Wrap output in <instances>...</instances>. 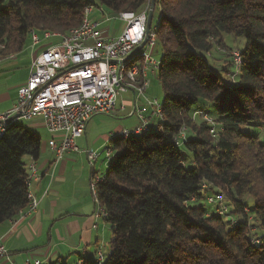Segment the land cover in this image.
<instances>
[{
  "label": "trees",
  "instance_id": "trees-1",
  "mask_svg": "<svg viewBox=\"0 0 264 264\" xmlns=\"http://www.w3.org/2000/svg\"><path fill=\"white\" fill-rule=\"evenodd\" d=\"M147 1L0 0V54L20 50L30 32H53L38 28L40 22L72 25L60 34L65 36L81 24L89 5L130 18ZM156 3L155 77L163 117L140 134L110 136L112 156L96 184L111 230L109 252L101 260L81 257L80 264H264V142L250 128L264 126V0ZM30 9L39 15H30ZM224 33L245 40L238 66L231 51L233 84L206 59L214 45L226 47ZM200 99L214 106L216 117L205 107L192 110ZM182 128L186 133L178 143ZM182 146L191 154L189 163ZM40 147V134L16 119L0 135V223L25 207L24 159L36 160ZM210 187L227 198L222 215L197 202ZM227 214L232 217L224 220Z\"/></svg>",
  "mask_w": 264,
  "mask_h": 264
},
{
  "label": "built area",
  "instance_id": "built-area-1",
  "mask_svg": "<svg viewBox=\"0 0 264 264\" xmlns=\"http://www.w3.org/2000/svg\"><path fill=\"white\" fill-rule=\"evenodd\" d=\"M95 8L100 16L91 20L89 15ZM149 9L150 3L147 1L146 10L139 11L137 19L127 20V14L107 13L102 6L89 5V12H83L88 14V24L81 30H76L69 38L54 42L56 37L53 35H36L30 32L32 47H38L43 42L46 45L34 51L28 78L18 88L16 102L11 111L0 113V122L15 114L23 119L39 116L51 135L47 144L57 159H62L67 153L78 152L80 149L76 141L83 135L88 121L94 115L114 114L119 95L129 90L133 91L135 99L144 97L149 84L147 74L152 73L150 29L146 43L141 48L144 51L143 60L135 58V66L144 65L143 81H139V85L135 87H126L117 76V64L127 51H131L144 40ZM118 19L124 26L117 34L110 36L104 24L108 20ZM233 56L241 60L240 51H233ZM145 100L152 107L150 117L139 114V123L136 126L119 129L117 133L135 134L155 117L156 100ZM205 116L207 122L212 123L211 118ZM210 132L213 133L212 130ZM183 137L180 131L179 137H176L177 142L180 143ZM104 150L106 159L113 150L108 146ZM83 151L92 167L98 154L88 148ZM31 164L33 177H37L35 163ZM98 177L101 179V175L98 174ZM89 192L91 194L90 183ZM27 199L24 208L28 211L34 210L37 199L33 194ZM206 202L214 207L215 212L225 211L224 203L215 192L206 196ZM94 216L102 217L96 212ZM3 251L0 245V253ZM96 257L101 260L103 253L99 251ZM78 263L80 259L75 262ZM24 264H50V261L32 259L26 260Z\"/></svg>",
  "mask_w": 264,
  "mask_h": 264
},
{
  "label": "crops",
  "instance_id": "crops-1",
  "mask_svg": "<svg viewBox=\"0 0 264 264\" xmlns=\"http://www.w3.org/2000/svg\"><path fill=\"white\" fill-rule=\"evenodd\" d=\"M94 13L97 11L93 10L89 15L91 20L99 17ZM43 45L46 42L34 48L31 40L27 39L20 50L0 54V113L9 112L13 108L17 90L28 78L33 53ZM158 58L159 55L155 59ZM149 75L155 76L152 73ZM130 92L133 100L131 112L136 116L137 125L138 115L149 118L152 107L147 103L139 105L133 91ZM121 109H125L123 104L119 106V110ZM152 119L153 117L149 123ZM23 120L28 121L29 127L41 136L38 158L24 159L27 172L31 162L37 168L38 176L31 177L28 190L38 203L34 210L20 209L0 223V245L4 250L0 253V264H24L26 260L32 259L72 264L81 257H95L99 251L106 255L102 247L106 244L110 226L103 217L94 216L96 203L88 191V186L91 173L100 157L101 152L98 151L108 145L112 134L94 136L88 126L90 119L83 135L76 141L80 150L57 159L47 144L51 135L43 119L36 116ZM134 125L127 127L132 128ZM85 148L98 154L92 167L83 151Z\"/></svg>",
  "mask_w": 264,
  "mask_h": 264
},
{
  "label": "rangeland",
  "instance_id": "rangeland-1",
  "mask_svg": "<svg viewBox=\"0 0 264 264\" xmlns=\"http://www.w3.org/2000/svg\"><path fill=\"white\" fill-rule=\"evenodd\" d=\"M97 2V1H96ZM97 4V3H96ZM94 10L97 11V8H95ZM105 12L109 13L106 9H104ZM36 12L38 15L39 13L37 11H34L32 9L29 10L30 15L35 16ZM95 16H100L99 12L97 11V13H94ZM116 15H118V13H116ZM158 17H159V6H157V4H155L154 9H153V14H152V21H151V26H155L157 21H158ZM37 20H40V17L37 16ZM41 25L38 26V28L40 29H49L53 32L59 33L61 34L62 32L66 31L67 29H69L71 26L68 25L66 27L62 26V23H55V24H44L41 23ZM15 25V23H14ZM105 26H107L109 33L111 34H115L117 32H119L121 30V28H123V23L121 22V20H108L106 21V23L104 24ZM221 40L223 42V44L226 47H217L216 45L213 46L212 50L206 54V59L208 60V63L210 65V67L214 70L217 71L218 73H220V75L222 76V78L225 81H229L232 84L236 82L237 80V75H235L233 78L230 75L229 71H234V67L232 65L233 61H232V57H231V51H241L243 49L245 40L243 37H236L232 34H222ZM157 42V40H156ZM158 43V42H157ZM155 44V46L153 48H151V50L153 51V55H151L154 58H157V55H160V46L159 44ZM230 48V49H229ZM142 51V49H141ZM140 56H137L136 59H139ZM224 71V72H223ZM150 73L147 74L148 80H149V84H148V88L146 89V91L144 92V97L141 96L138 99L139 105H142L143 103L146 104V100L145 98L149 99V100H156L159 104L161 103L162 100V90L160 87V82L159 80L152 75H149ZM132 95L130 90L120 94L117 101H116V108L117 110H115V114H96L94 115L93 118H91V120L89 121V128L91 129V132L94 136H99L102 133H106V134H113V133H117L118 130L121 128H131V127H127L130 125H136V116L132 115V109H133V100L131 99ZM130 101V102H129ZM123 104L125 109H121L119 110V106ZM150 106V105H149ZM204 108L205 107V112L208 113V115L210 117H216V110L214 108V106L212 105H208L206 101L204 100H199V102L193 106V109H198V108ZM148 112V109L146 110V114ZM156 119H159L158 117H153V119L151 120L153 123ZM16 122L29 127V123L28 121L23 120V118H17ZM139 123V122H138ZM134 125V126H135ZM132 126V127H134ZM119 128V129H118ZM251 130H252V135L257 136L259 138V140H261L262 142H264V126L263 125H251L250 126ZM181 151H182V156L184 158V160L186 162L189 163L191 154L190 152L184 147H181ZM98 152L100 153V157L98 159V161L96 162V166L94 168V174L93 177L98 176V174H100L101 176L104 174L105 169L107 168V165L109 163V161H107L105 159V150L102 147V149H100ZM90 180H91V176H90ZM90 183V181H89ZM214 189L212 187L210 188H206L204 190H201V197L198 198L197 202L202 205L204 208H210V205L208 203H206V196L211 194L212 191ZM88 191H89V186H88ZM90 193V192H89ZM93 198L92 193L90 194ZM96 203V211L98 210V203ZM248 205L251 206L252 201L249 200ZM224 214V213H223ZM232 215H224L223 219L225 220H229L231 219ZM250 221L252 222L253 220L250 219ZM111 237V230L110 227H108V235L106 237V244L102 247V249L104 250L105 254H107L109 252V239Z\"/></svg>",
  "mask_w": 264,
  "mask_h": 264
},
{
  "label": "bare ground",
  "instance_id": "bare-ground-1",
  "mask_svg": "<svg viewBox=\"0 0 264 264\" xmlns=\"http://www.w3.org/2000/svg\"><path fill=\"white\" fill-rule=\"evenodd\" d=\"M145 10H146V5H145L144 8L138 10L135 15H133L130 18H127V20H135V19H137V14H139V11H145ZM84 12H89V6L84 9ZM87 24H88V14H84V17H83V20H82L81 24L79 26L75 27V28H72L68 32V34L65 35V36H63V35L61 36L59 33L49 32V31H45V32H43L41 34H38L36 32H32V34H36V35H53L54 37H60L61 38L60 40H64V38L71 37L72 34L76 30H81V28H84ZM154 44H155V32H154V26L153 27L151 26L150 27V45H151V48L154 47ZM134 49L135 48H132L131 51H127L126 54L121 58L120 61H118V64H117V76H118L119 80L122 81L123 84L126 85V87H135V85H139V81H143V78H144V65H136L135 66V63H131L132 57L135 54H137V53L140 55V57H142L141 60H143L144 51L143 50L141 51V49H139L137 52L132 54L130 57H127L129 55V53H131ZM232 55H233V53H232ZM233 59H234L235 65L238 66L240 64L241 60H237V56H233ZM151 62H152V74H155L156 69H157V65H158V59H155L154 57L151 56ZM133 67H134V69L132 71ZM199 114H202L203 117H204V120L207 121L206 116H205L206 114H203L201 111L199 112ZM155 117H158L159 119H162V117H163L162 111H161V105L157 101H156V105H155ZM12 121H10V122H12ZM8 123L9 122L7 120L0 122V135L5 131L6 125ZM144 129L145 128L138 129L135 132V134H140ZM185 133H186L185 129L182 128L181 135L185 136ZM118 135L127 136L128 137L127 133H118ZM177 137H179V135H177ZM108 148H111V147L108 146ZM111 156H112V153H111ZM111 156L106 158V160L109 161ZM28 168H29L28 169L29 171L27 172V174H28L27 178H28V185H29L30 179L33 176V168H32V164L31 163L28 165ZM93 174H94V171H92V173H91L90 188H91V193L93 195V200H94V202H97V198H96V184L100 180V177H98V176L93 177ZM101 178H102V176H101ZM216 194L218 196H220L221 202H223L224 206H225V211H217V213L219 215H222L223 213L226 212V210L228 211V207H227L228 205L226 204L228 201L226 202L227 198H225L226 196L223 195L221 192H218ZM28 197H32V193L30 191L28 193ZM95 212H96L97 215H100L102 217H106L103 208L99 204H98V210L95 211ZM80 262H81V260H80ZM50 264H57V262H53V263L50 262ZM78 264H80V263H78Z\"/></svg>",
  "mask_w": 264,
  "mask_h": 264
},
{
  "label": "water",
  "instance_id": "water-1",
  "mask_svg": "<svg viewBox=\"0 0 264 264\" xmlns=\"http://www.w3.org/2000/svg\"><path fill=\"white\" fill-rule=\"evenodd\" d=\"M149 3H150V9H149V11H148V13H147V22H146V35H145V38H144V40L137 46V47H135V49L131 52V53H129V55L127 56V57H130L132 54H134L135 52H137L139 49H141L143 46H144V44L146 43V40H147V33H148V31H149V29H150V27H151V21H152V14H153V7H154V4H155V0H149ZM16 118H18V115L17 114H15V115H12L11 117H9L8 118V122H10V121H12V120H14V119H16Z\"/></svg>",
  "mask_w": 264,
  "mask_h": 264
}]
</instances>
